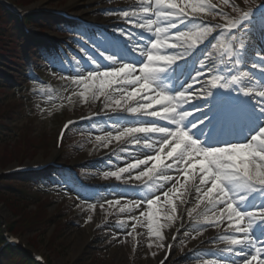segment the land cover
I'll return each mask as SVG.
<instances>
[{
  "label": "snow or ice",
  "instance_id": "1",
  "mask_svg": "<svg viewBox=\"0 0 264 264\" xmlns=\"http://www.w3.org/2000/svg\"><path fill=\"white\" fill-rule=\"evenodd\" d=\"M247 2L248 0H245V3ZM222 5L214 4L212 0H141L139 12H121L118 18L154 35L149 47L138 49L146 54V62L142 64V69L141 66L137 69L133 64L123 63L102 72L90 71L89 77L83 82L84 90L80 92V96L87 100L91 92L94 100L103 98L105 109L113 111L126 109L132 114L144 113L171 123V126L123 127L116 129L114 133L107 132L103 137H96L100 147L108 148L113 141L124 144L131 142L136 146L137 138L141 135L160 136L155 155H147L142 159L135 158L114 171H105L102 174L104 179L123 178L128 181H143L149 183L154 191L160 189L162 192L146 201L147 210L143 209L141 201L128 200L123 203L120 200L107 201L109 205L115 204L120 213L130 214L133 223L129 236L135 232L137 225L141 224L147 228L150 237L161 241L157 244L158 248L170 249L172 245H165L162 242L165 239L163 229L177 219L178 204H187L189 201L185 194L194 188L196 206L187 209L189 218L198 215L197 209L203 204L205 209L211 211L210 216L207 212L204 215V220L210 226L219 228L222 224L227 225L226 231L231 234L223 235L219 239L226 242L225 251L234 252L238 257L233 264H264V241L254 240L251 235L255 227L264 230V207H255L245 212L239 210L237 206L238 200H245L252 192H260L264 195V125L251 133L245 142L226 141L213 147H203L199 140L193 138L189 131L180 126L186 117L193 114V111L184 110L182 105L200 96L199 92L194 91L198 87L202 88L206 95L209 86L226 89L233 84L239 85L240 91L251 94L257 106L264 112V84L241 86L245 75L249 80L252 76L240 71L242 64L240 55L246 44L236 34L240 33L242 37L246 33L242 21L249 17L253 8L241 9L235 0H222ZM229 6L232 9L231 13L225 10ZM153 16L155 19H152ZM161 23L166 26L161 27ZM177 25L180 27L191 25V27L188 31H180ZM172 29H175V34L171 37L175 43L172 45L185 52L206 41L214 31L218 30L221 40L217 44H212L211 48L220 53L219 59L226 71L235 70L239 74H231L227 78L213 75L215 61L212 59L213 53L209 52L205 60L201 61L203 68L194 77L195 82L186 90L179 91L175 95L155 90L153 81L157 75L166 71L167 66L178 59L176 55L160 54L162 48H166L164 44L167 43L169 31ZM185 36H190L191 39L186 41ZM212 37L216 39L215 36ZM257 56L264 60V54L257 52ZM252 67H261V65L253 64ZM204 68H208V71H203ZM128 73L135 81L126 84L132 86L131 90L119 87L121 84L116 82L117 77ZM97 74H102L104 77L99 80L100 90L94 87V78ZM76 76L83 77V70L77 72ZM205 76L208 79H203ZM74 82L81 85L80 80ZM110 88L112 91H107ZM117 89L120 91L117 92ZM113 93L118 98H114ZM153 105L159 106L160 110L157 111ZM153 113L155 115H151ZM197 123L203 124L204 120H198L192 127H196ZM144 146L153 147L148 141ZM121 151L127 152L128 149L121 148ZM181 164H183L182 168ZM197 165H199L198 170ZM172 171H176L177 175H171ZM164 175L170 178L166 181L158 179ZM189 181L193 183L189 184ZM169 182L171 186L166 188ZM166 197L167 204L170 205V209L167 210L161 203ZM90 207L94 208L95 205ZM135 210H139V216L132 214ZM88 219L91 220L92 217L89 216ZM161 220L164 223H161ZM160 264H166V260H161ZM213 264H217V261Z\"/></svg>",
  "mask_w": 264,
  "mask_h": 264
},
{
  "label": "rangeland",
  "instance_id": "2",
  "mask_svg": "<svg viewBox=\"0 0 264 264\" xmlns=\"http://www.w3.org/2000/svg\"><path fill=\"white\" fill-rule=\"evenodd\" d=\"M18 1V0H17ZM30 1V0H28ZM32 1V0H31ZM129 0H33L28 4V7H33L36 4H44L47 6L65 7L71 12L82 13L87 18L103 16H115L118 15L117 9L119 5L128 4ZM258 0H235L240 7L249 6ZM214 4L222 5V0H212ZM100 8L101 10H96ZM231 13V7L225 9ZM189 26V25H187ZM187 28V27H186ZM51 33L45 31L44 34ZM17 40L22 39L20 35H17ZM20 49L24 47L25 43L21 41ZM194 48V47H193ZM10 73V71H9ZM45 82L31 83L30 92H21L18 95L22 97L6 99L3 96L4 102H0V134L4 131L9 132L5 142L0 145V168L11 166L17 162L16 153L25 151V159L22 163L43 161L52 156L53 152H57L55 148L56 134L61 122L69 116L79 115L81 113L89 112L98 106L99 99H93L91 92L88 94L87 100L80 96V92L83 89V82L81 85L76 84L74 81L70 83L68 81H62L53 76L45 74ZM104 79V78H102ZM99 80H94V87L96 90H100ZM25 82V81H24ZM32 97L34 103L26 101L25 95ZM114 98H118L113 95ZM45 101H41V100ZM138 99V97H137ZM11 102V104H8ZM16 105H15V104ZM97 133L91 132L89 129L78 130L75 133H68L66 135L64 144L65 147L70 146V149H63L65 161L80 162L84 158L94 156L106 148L100 147L99 142L96 141V137L100 136V128ZM114 142V141H113ZM110 146V145H109ZM109 148V147H108ZM61 149V151H62ZM14 157H7L15 151ZM59 151V150H58ZM11 153V154H10ZM8 162L9 164H5ZM6 165V166H4ZM4 166V167H2ZM87 166V164H85ZM85 166L81 167L83 169ZM9 180H14L9 179ZM57 180L67 181V179L57 178ZM18 185V181H12ZM190 182V181H189ZM28 190H33L35 193H42V197H47L51 193L55 195L52 198H58V202L48 205L47 209L51 214L57 216V220L60 221L58 227L53 231L54 226L50 225L40 231L33 229H23L19 231L21 237L37 251L43 252L51 264H157V261L161 258L165 248H158L157 244L161 241L150 237L147 232V228L138 225L135 232L131 236L128 235L131 218L127 217V212L122 213L120 225H113V214L115 211L109 210V206L94 207L91 208L88 205L79 204L76 201L77 198L65 197L63 190L58 193L57 187L38 188L33 181L23 185ZM34 187V188H33ZM193 195L191 196V202H188L185 206L184 217L187 221L191 220L187 214V209L196 206V193L195 189H192ZM161 192V190H160ZM154 191H152V194ZM67 194L66 196H69ZM44 200V199H42ZM67 200L72 207L65 203ZM74 200V201H73ZM166 210L170 209V205L167 204V197L165 201L161 202ZM44 207L38 203L29 204L27 208L30 210H36V208ZM143 209L147 210V205H143ZM41 210H39L40 212ZM139 210H135L132 214L138 216ZM161 211L163 212V206L161 205ZM6 212V213H5ZM107 212L109 214H107ZM198 215L195 216L196 220L204 222V215L207 212L208 215L211 211L204 208L201 204L197 209ZM5 213L6 219H10L12 216L11 209L5 210L4 203L0 202V214ZM107 214L111 217L108 222L99 224L100 218ZM92 219L89 220L88 217ZM179 216V204L177 211V219L169 226L163 229L165 239L162 241L165 245L168 241L169 235L173 228L176 226ZM130 219V220H129ZM129 220V221H128ZM129 222V223H127ZM199 222V221H198ZM161 223H164L161 220ZM112 224V227L109 225ZM99 225L100 227L96 228ZM123 225V226H122ZM198 231L202 230L199 229ZM193 227L188 225L181 232L179 239L174 244V251L171 258L167 263L173 264L181 259L180 255L183 247L187 243L188 231ZM182 235V236H181ZM151 244V247H149ZM176 247V248H175ZM198 250L193 252H199ZM184 250V249H183ZM155 253V255H153ZM177 257V259H176Z\"/></svg>",
  "mask_w": 264,
  "mask_h": 264
},
{
  "label": "trees",
  "instance_id": "3",
  "mask_svg": "<svg viewBox=\"0 0 264 264\" xmlns=\"http://www.w3.org/2000/svg\"><path fill=\"white\" fill-rule=\"evenodd\" d=\"M1 10H2V7L0 5V12H1ZM3 35H6V30H5V26L0 22V39H2ZM2 57H3V53L0 52V59H2ZM13 209H15L14 213H18V212H20L19 210H21V208L19 206H15ZM15 215H18V214H15ZM19 215H20V217L17 218L11 225V229L12 230H16L17 229V227L20 225V221H23V220H26V219H30L32 217L29 213H25L24 211L21 214H19Z\"/></svg>",
  "mask_w": 264,
  "mask_h": 264
},
{
  "label": "bare ground",
  "instance_id": "4",
  "mask_svg": "<svg viewBox=\"0 0 264 264\" xmlns=\"http://www.w3.org/2000/svg\"><path fill=\"white\" fill-rule=\"evenodd\" d=\"M203 102H206V98H196L194 101H192V103H203ZM205 104V103H204ZM203 104V105H204ZM198 168H199V165H197V170H198ZM182 208V207H181ZM225 228H224V230H223V235H230V233L229 234H227V231H226V229H227V225H225L224 226ZM218 229L219 228H216V227H213V228H210V230H208V231H205L201 236H199V237H197V239L195 240V241H193L194 243H197V242H199L200 240H202L203 238H205V237H211V236H213V235H215L217 232H218ZM258 231L259 232H262V231H264V230H262L260 227H258ZM222 235V236H223ZM221 237V236H220ZM208 243H211V242H208ZM212 245H216V243H215V241H213L212 242ZM218 245H220V244H218Z\"/></svg>",
  "mask_w": 264,
  "mask_h": 264
}]
</instances>
